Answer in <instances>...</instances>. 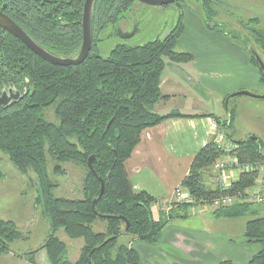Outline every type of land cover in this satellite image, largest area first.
Here are the masks:
<instances>
[{
    "label": "trees",
    "instance_id": "1",
    "mask_svg": "<svg viewBox=\"0 0 264 264\" xmlns=\"http://www.w3.org/2000/svg\"><path fill=\"white\" fill-rule=\"evenodd\" d=\"M135 1H94L91 49L78 65L50 64L0 27V93L12 87L23 94L19 100L0 107V152L21 172L31 169L37 177L43 211L52 231L41 245L50 264H141L137 252L117 240L130 236L156 242L167 222L181 217L170 212L167 217L155 220L151 206L157 199L145 191L133 190L124 163L143 129L168 117L183 116L177 112L159 115L152 111V106L165 98L159 88L165 58L175 63L193 58L190 53L176 50L183 30L182 16L164 38L139 46L117 44L105 57L99 55L95 43L97 33L107 23L122 18ZM200 1L204 6L208 0ZM83 2L0 0V8L42 48L54 55L72 57L82 40ZM254 35L264 54V33L254 31ZM250 55L260 80L264 81V73ZM48 107L53 108L55 122L40 113ZM231 120L232 116L226 130ZM226 130L225 137L237 145L233 153L240 167L263 163V146L258 138L234 140ZM223 155L224 150L213 138L197 151L180 182L181 189L192 198V202L183 206L210 205L216 197L236 195L239 200L232 206L214 208L212 213L217 217L247 218L244 238L260 247L248 264H264V217L256 215L245 196V190L256 181V171L240 170L236 180L226 187L216 180L212 184L205 182L206 174ZM47 156L55 162L56 171L61 162H76L85 167L82 198L52 196V184L46 173ZM90 156H93L91 169L87 165ZM100 179L104 188L97 197ZM40 197L41 193L38 202ZM94 198L97 199L92 207ZM98 219L106 223L105 232L91 228ZM58 227L67 236L84 240L74 263L66 259V246L54 235ZM21 238L12 220L0 219V253L7 252L9 244ZM93 248L96 249L92 251ZM31 256L28 261L33 263Z\"/></svg>",
    "mask_w": 264,
    "mask_h": 264
},
{
    "label": "crops",
    "instance_id": "2",
    "mask_svg": "<svg viewBox=\"0 0 264 264\" xmlns=\"http://www.w3.org/2000/svg\"><path fill=\"white\" fill-rule=\"evenodd\" d=\"M200 24L197 13L184 10V27L176 46L190 53L193 60L187 71L180 68L179 65L183 64L166 63L160 77V92L166 96L160 101L161 106L156 104L158 109L165 108L160 115L177 112L183 116L168 117L143 129L139 142L124 163L133 190L145 191L157 199L151 206L155 220L170 212L181 215L167 222L156 242L122 236V243L137 252L141 264H248L251 256L260 249L258 244L245 240L246 221L240 222L242 217H217L202 205L188 207L184 216L176 214L175 210H167L195 154L215 134V122L209 114L221 118L226 114L220 111L218 98L228 92L251 87L256 88L259 94L264 92L258 70L242 48L236 57L230 54L229 59V62H238L243 71L242 78L229 83L226 82L227 78H232L229 75H216L218 50L228 55L232 44L222 37L197 40L195 33ZM197 81L215 94L214 102L208 104L197 93ZM231 137L240 140L233 134ZM238 173L236 168L225 170L222 183L228 185L236 180ZM253 210L257 216L264 217V207L260 211ZM35 259L37 264H50L45 250H39Z\"/></svg>",
    "mask_w": 264,
    "mask_h": 264
},
{
    "label": "rangeland",
    "instance_id": "3",
    "mask_svg": "<svg viewBox=\"0 0 264 264\" xmlns=\"http://www.w3.org/2000/svg\"><path fill=\"white\" fill-rule=\"evenodd\" d=\"M206 2L204 6L200 0H182L177 4L152 6L135 1L123 12L122 18L114 23H107L97 33L95 41L97 52L105 57L117 44L139 46L155 39H162L176 26L180 15L182 16L183 25L184 10L190 9L197 13L201 22L195 33L197 40L222 37L232 44V49L228 50V55H224L225 53L218 50L217 64L213 68L215 67L217 76L229 75L232 78H227L228 81L226 82L235 83L236 80L242 78L243 71L237 61L229 62L230 54L236 57L239 52H242L239 48H242L251 62L250 50L253 49L264 62V54L254 35V31L264 33V0H208ZM119 29L124 33L133 32V34L129 37H121L118 33ZM176 50L183 51L178 46H176ZM197 51H199L198 48ZM191 61L175 63L165 58V64L168 62L183 64L179 66L184 71L189 70L188 65H191L189 64ZM251 64L254 65L252 62ZM254 67L258 70L257 66L254 65ZM262 82L264 83V81ZM197 88V93L208 104H211L214 102V98H217L209 87H205L199 81H197ZM240 90L259 95L256 88L251 87L250 89L228 92L225 96L218 98L217 105H219L220 111L224 114L226 112V114L222 118L217 115L212 116L215 122L213 139L217 133L225 134L226 123L229 122L232 116L231 126L228 129L231 136L233 134L234 138L242 140L248 137L258 138L262 143V151L264 152V98L243 94L232 96L234 92ZM160 101L152 106V111L159 115L165 110V108L160 107L158 109L157 106L162 104ZM156 104L159 105L156 106ZM225 105H227L226 109L224 108ZM40 113L46 120L56 121L52 107L44 108ZM216 119L220 122H217ZM229 141L230 147L237 148L232 140L229 139ZM225 154L226 152H224ZM224 155L217 162L222 161L225 158ZM54 164L55 162L47 156L46 173L47 179L52 184L50 189L52 196L71 199L82 198L85 167L76 162H61L59 163V170L56 171L53 168ZM224 170L213 167L206 174L205 182L212 184L216 180L222 183ZM222 185L227 186L223 183ZM40 193L41 197L38 202ZM251 198L248 200V202H251L250 208L252 210L259 209L260 211L264 207V203H254ZM185 203L188 202L174 197L167 210H175L176 214H184L187 209L183 206ZM202 206L210 210L214 209L211 205L202 204ZM167 210L165 212L168 213ZM0 219L12 220L23 237V239L15 240L9 244L7 252L0 253V264H37L35 255L39 250H44L41 245L52 232L51 225L43 211L42 190L36 175L31 169L21 172L2 152H0ZM246 219L242 217L240 222H245ZM91 228L95 232H105L106 223L98 219L91 224ZM54 235L65 244L66 259L71 263L76 262L84 243L83 238L67 236L62 227H58L54 231ZM122 242L123 238L120 237L117 243ZM31 254L34 258L33 263L28 261L29 257H32Z\"/></svg>",
    "mask_w": 264,
    "mask_h": 264
},
{
    "label": "water",
    "instance_id": "4",
    "mask_svg": "<svg viewBox=\"0 0 264 264\" xmlns=\"http://www.w3.org/2000/svg\"><path fill=\"white\" fill-rule=\"evenodd\" d=\"M95 0H84L83 6H82V16H81V45L78 50V52L72 56V57H63L59 55H54L44 48H42L40 45H38L19 25H17L9 16H7L0 8V27L12 34L14 37L19 39L27 48H29L32 52H34L37 56L42 58L43 60L49 62L50 64L57 65V66H67V65H78L82 63L85 58L87 57L88 53L91 49V16H92V9L93 4ZM138 2H141L146 5H152V6H166L171 3H173L175 0H136ZM4 5H2V8ZM118 33L121 37H129L133 34V32L130 33H124L120 29L118 30ZM252 56L256 60L260 70L264 73V62L260 58V56L253 50H250ZM249 95V96H256L264 98V93L259 95H254L248 91H237L232 94L233 95ZM23 94L12 87L5 88L0 93V107L1 106H7L13 101L19 100ZM255 139V137H253ZM93 156H90L87 160V165L91 169V162H92ZM103 182L100 179V191L97 197H100L103 192ZM97 198H94L92 200V207L95 203ZM128 223L126 222L127 228ZM96 248H93L92 251H94Z\"/></svg>",
    "mask_w": 264,
    "mask_h": 264
},
{
    "label": "built area",
    "instance_id": "5",
    "mask_svg": "<svg viewBox=\"0 0 264 264\" xmlns=\"http://www.w3.org/2000/svg\"><path fill=\"white\" fill-rule=\"evenodd\" d=\"M214 142L219 145L226 154L224 155L225 158L214 164V167L217 169L227 170L230 168H236L238 171L240 170H255L256 171V181L254 185H252L249 189L245 190L246 199L250 200L249 198L253 199L254 203H264V163L259 165H244L240 167L239 163L237 162V158L233 153L234 148L230 147V141L225 137L223 133H217L214 137ZM231 152V154H230ZM225 169V170H226ZM224 170V171H225ZM175 198L178 200H183L185 202L192 201L191 196L187 191H183L181 187L175 190ZM239 198L236 195H223L216 197L212 200L210 205L213 208L218 207H227L232 206Z\"/></svg>",
    "mask_w": 264,
    "mask_h": 264
}]
</instances>
